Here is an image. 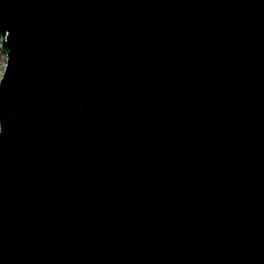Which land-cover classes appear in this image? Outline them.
I'll return each mask as SVG.
<instances>
[{"label": "water", "instance_id": "obj_1", "mask_svg": "<svg viewBox=\"0 0 264 264\" xmlns=\"http://www.w3.org/2000/svg\"><path fill=\"white\" fill-rule=\"evenodd\" d=\"M204 1L0 0V264H264V89L234 94L196 75L221 68L205 17L174 71L166 60L172 26ZM240 81L264 87V72ZM222 112L239 138L221 136ZM242 138L260 147L257 173L224 160L220 142ZM140 146L147 161H127L128 177L100 174L111 150ZM191 162L198 173L174 177Z\"/></svg>", "mask_w": 264, "mask_h": 264}, {"label": "bare ground", "instance_id": "obj_2", "mask_svg": "<svg viewBox=\"0 0 264 264\" xmlns=\"http://www.w3.org/2000/svg\"><path fill=\"white\" fill-rule=\"evenodd\" d=\"M0 57H1V59H0L1 60L0 69L2 70L3 66H4L5 58H6V52H1L0 51ZM0 76H1V72H0Z\"/></svg>", "mask_w": 264, "mask_h": 264}, {"label": "rangeland", "instance_id": "obj_3", "mask_svg": "<svg viewBox=\"0 0 264 264\" xmlns=\"http://www.w3.org/2000/svg\"><path fill=\"white\" fill-rule=\"evenodd\" d=\"M1 49V48H0ZM5 57V56H4ZM0 59H1V57H0ZM6 59V58H5ZM0 64H1V60H0ZM4 65H5V62H4ZM0 72H2V70L0 69Z\"/></svg>", "mask_w": 264, "mask_h": 264}]
</instances>
